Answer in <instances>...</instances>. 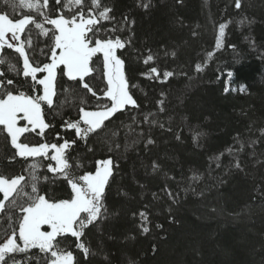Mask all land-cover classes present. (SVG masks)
<instances>
[{
  "label": "trees",
  "instance_id": "16d2710c",
  "mask_svg": "<svg viewBox=\"0 0 264 264\" xmlns=\"http://www.w3.org/2000/svg\"><path fill=\"white\" fill-rule=\"evenodd\" d=\"M103 2L113 7L118 20L124 14L135 18L133 48L122 53L129 79L139 85L134 95L143 113H157L165 127L170 121L173 131L153 127L151 136L156 141L155 146L145 151L141 142L124 151L123 146L135 139L132 133H128L125 139L128 129L121 126V121L125 124L132 121L128 114H124L118 115L110 124L119 132L114 138L122 145L119 151H108L110 143L106 142L108 138L103 133L90 137L87 145L77 142L71 155L85 165L83 169L76 170L78 174L94 170L95 161L108 156L119 163V170L107 194L109 211L118 215L106 221L100 231L86 230L88 243L94 250H99V254L88 261L74 249L73 238H67L65 243L73 246L80 264H129V261L136 264H264V198L256 191L264 178V164L256 163V160H264V155H261L264 153V138H260L258 131L264 128V0H244V7L240 10L234 8V0H184L181 7L175 6L174 0H155L150 13L136 8L135 0ZM0 8H3L1 0ZM177 16L183 18V26L174 23ZM244 17L254 23L241 25L239 21ZM227 20L232 23L227 30L224 47L215 52L203 73H196L194 65L203 63L207 52L214 50V25ZM193 30L198 35L193 36ZM229 45H235V49ZM148 48L159 53L156 66L177 73L167 84L151 82L140 76L146 67L152 66H145L138 59L139 53ZM165 51H176L177 55L166 56ZM6 52L12 55L10 50ZM95 63L96 75L102 74L98 58ZM228 70L234 73L231 78L233 85L245 87V93H223L222 85L227 81L217 79V74L223 77ZM8 75L18 84L23 83L11 73ZM61 83L69 82L61 80ZM23 90L30 91L26 87ZM161 91L166 95V110L158 113L156 101L161 98ZM77 94H83L78 87ZM57 99L64 97L58 96ZM68 100L71 102L72 97ZM76 118L78 109L71 106L63 109L62 117H49L57 127L46 134L47 140L58 142L53 136L60 131L63 119ZM141 127L147 128L146 125ZM190 128L205 133L200 147L193 142ZM178 131L181 141L175 139ZM61 134L74 138L72 132ZM237 136L242 141L259 139L260 142L254 148L249 145L240 154L248 175L239 171L225 175V166L229 165L232 157L226 154L219 169L210 157L233 146ZM31 140L40 142L34 136ZM10 151L6 141L0 138V170L19 172L21 163L9 165L5 159ZM152 160L162 166L160 173L152 174L150 169L146 171L142 166V162L149 164ZM194 172L202 179L193 182L190 177ZM43 173L51 175L46 169ZM220 177L227 182L220 184ZM165 185L179 193L178 203L173 204L164 194L162 189ZM40 187L57 198H66L69 192L63 180L41 183ZM120 192H126L127 197ZM154 192L159 199H153ZM144 204L150 205L152 213L153 226L148 237L137 235L131 217V213ZM169 207L178 223L168 222ZM156 223L163 224L164 229H156ZM130 235L137 238L126 239ZM153 244L158 249L155 253L151 251Z\"/></svg>",
  "mask_w": 264,
  "mask_h": 264
},
{
  "label": "snow or ice",
  "instance_id": "6c2138e0",
  "mask_svg": "<svg viewBox=\"0 0 264 264\" xmlns=\"http://www.w3.org/2000/svg\"><path fill=\"white\" fill-rule=\"evenodd\" d=\"M183 3L184 0H174L175 6L181 7ZM3 4L11 12L0 8V66H3L0 67V138L6 141L11 150L5 157L9 165L21 163L22 168L19 172L10 173L0 170V264H80L73 246L67 245L65 240L69 237L74 239V249L85 261L99 254V250H94L88 243L86 230L100 231L106 221L118 215L109 211L107 194L119 170V163L108 156L97 159L94 170L78 174L76 170L83 169L85 165L71 155L77 142L87 145L90 137L103 133L108 138L106 142L110 143L108 151H119L122 145L114 139L119 132L110 124L118 115L124 114H128L132 121L131 124L121 121V126L128 129L125 139L128 133L135 136L130 144L123 146L124 151L141 142L145 151L155 146L156 141L151 136L153 127L167 132L173 129L170 121L169 126L165 127V123L157 118V113H143L134 95L139 85L129 79L126 60L122 55L126 49L133 48L134 17L124 14L118 20L113 14V7L103 0H3ZM135 7L150 13L155 7V0H135ZM243 7L244 0H234L235 9ZM17 9L21 13L27 10L32 14H21L14 18ZM174 23L183 26V18L177 16ZM231 23L227 20L214 25V50L207 52L203 63L194 65L196 73H203L215 50L223 48ZM239 23L250 26L254 21L244 17ZM192 35L198 33L193 30ZM250 43L254 45L255 41L250 40ZM229 47L235 49V45ZM6 50H10L12 55ZM164 54L177 55L176 51H165ZM158 55L151 48L139 53L138 59L143 65H152L146 67L140 76L163 85L177 73L156 66ZM96 58L102 66L100 75H96ZM9 73L23 83L18 84L15 79L9 78ZM233 75L231 70L223 77L217 74V79L227 81L222 85L225 95L233 91ZM61 80L69 83L62 84ZM25 87L30 91L23 90ZM77 87L83 94H77ZM245 90L242 86L239 92ZM58 96L64 99L58 100ZM68 97H72L71 102ZM160 97L156 101L157 112L163 113L166 110L163 91ZM68 106L78 109V118L63 119L59 125L60 131L53 136L54 141L58 142H50L46 134L57 125L49 117H62L63 109ZM133 112L136 115H132ZM142 125L147 128H142ZM190 130L193 131V142L200 147L205 133ZM258 131L260 138H264V128ZM64 132H72L74 138L63 136L61 133ZM33 136L38 137L40 142L33 143ZM175 139L181 141L179 131L175 133ZM259 142V139L242 141L237 136L233 146H228L210 160L219 169L222 158L227 154L232 160L225 166V175L231 171L248 175L240 154L249 145L254 148ZM88 151L91 152L92 148L89 147ZM252 155H256L254 150ZM256 163L264 164V160H256ZM142 166L146 171L150 169L152 174L162 171V166L156 160L149 164L142 162ZM44 169L51 175H40ZM190 179L196 182L202 177L194 172ZM56 180L66 182L69 189L66 198H57L41 190V183ZM226 182L223 177L219 178L220 184ZM162 191L173 204L179 202V193H174L167 185ZM256 191L264 198V178ZM119 194L128 195L126 192ZM152 197L154 200L160 198L155 192ZM167 211L170 214L168 222L178 223L171 215L172 208L169 207ZM151 215L148 204L131 213L137 235L148 237L151 234ZM154 227L164 229L161 223H156ZM136 238V235L126 237L129 240ZM157 250L153 244L151 251L155 253ZM104 259L107 261L108 257ZM129 264L136 262L129 261Z\"/></svg>",
  "mask_w": 264,
  "mask_h": 264
},
{
  "label": "rangeland",
  "instance_id": "374dc122",
  "mask_svg": "<svg viewBox=\"0 0 264 264\" xmlns=\"http://www.w3.org/2000/svg\"><path fill=\"white\" fill-rule=\"evenodd\" d=\"M1 4H2V7L5 8V5L3 4V0H1ZM5 10L11 12V9H10V8H5ZM21 14H32V13H28L27 10H24L23 13H21V10L17 9L16 13H14L13 16H14V18H18ZM224 43H225V42H224ZM223 47H224V46H223ZM220 50H221V49H220ZM216 51H219V50H215V52H216ZM208 62H209V61H208ZM231 88L233 89L232 92H239V89H240L241 87H240V88H239V87H236V86H234L233 83L231 82ZM245 92H246V90H245L243 93H245ZM239 93H241V92H239ZM44 170H45V169H44ZM44 170L41 171L40 175H43V174H44V173H43ZM26 191H27V189H26Z\"/></svg>",
  "mask_w": 264,
  "mask_h": 264
}]
</instances>
